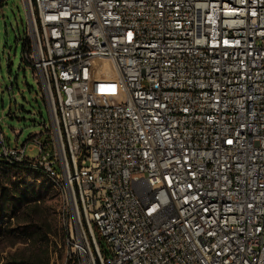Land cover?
Masks as SVG:
<instances>
[{
  "label": "built area",
  "instance_id": "2783aa9c",
  "mask_svg": "<svg viewBox=\"0 0 264 264\" xmlns=\"http://www.w3.org/2000/svg\"><path fill=\"white\" fill-rule=\"evenodd\" d=\"M21 1L64 264H264V0Z\"/></svg>",
  "mask_w": 264,
  "mask_h": 264
},
{
  "label": "rangeland",
  "instance_id": "374dc122",
  "mask_svg": "<svg viewBox=\"0 0 264 264\" xmlns=\"http://www.w3.org/2000/svg\"><path fill=\"white\" fill-rule=\"evenodd\" d=\"M27 39L28 21L22 1L5 0L0 10V132L10 148H15L17 143L31 145L30 138L44 132V124L52 125L43 85L24 58ZM26 156L35 159L38 151L30 147ZM4 172L7 174L4 186L9 190L27 191L26 201L31 206L38 204L42 216L31 226L25 222L24 208L13 218L0 217V264L19 261L39 264L37 260L42 258H47L49 264H64L71 221L68 201L39 173ZM33 189L34 195L30 191ZM39 227L49 232L47 236L38 233ZM24 228L32 229L28 233L22 231ZM98 241L101 251L108 256V245L100 238Z\"/></svg>",
  "mask_w": 264,
  "mask_h": 264
},
{
  "label": "trees",
  "instance_id": "16d2710c",
  "mask_svg": "<svg viewBox=\"0 0 264 264\" xmlns=\"http://www.w3.org/2000/svg\"><path fill=\"white\" fill-rule=\"evenodd\" d=\"M27 41L24 45V50L26 49ZM4 171H12L15 174H24L33 172L28 166L26 165H12L9 164L6 161L0 162V217L3 218L4 215H10L12 218L14 217L15 213L19 209H23L25 211V222L28 223V225H32L36 223V219L40 216H42V212L40 210V206L38 204L30 205V201H26V194L27 191H20V190H9L4 186V181H6L7 174ZM31 193L34 195V189L30 190ZM38 224V223H37ZM32 228H24V232H31ZM37 229V228H35ZM38 233H45V236L49 232L43 230V228H38ZM37 237V236H36ZM39 264H49V260L47 258L45 259H39L37 260ZM14 264H27V262L19 261L15 262Z\"/></svg>",
  "mask_w": 264,
  "mask_h": 264
},
{
  "label": "snow or ice",
  "instance_id": "6c2138e0",
  "mask_svg": "<svg viewBox=\"0 0 264 264\" xmlns=\"http://www.w3.org/2000/svg\"><path fill=\"white\" fill-rule=\"evenodd\" d=\"M229 143H231V141H229Z\"/></svg>",
  "mask_w": 264,
  "mask_h": 264
}]
</instances>
